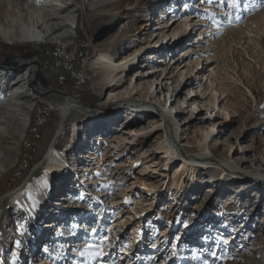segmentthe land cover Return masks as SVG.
<instances>
[{"label":"rangeland","instance_id":"obj_1","mask_svg":"<svg viewBox=\"0 0 264 264\" xmlns=\"http://www.w3.org/2000/svg\"><path fill=\"white\" fill-rule=\"evenodd\" d=\"M152 1L158 0H59L64 12L50 7L38 12L29 6L38 0H24L10 10L7 1L2 3L0 62L24 58L38 46L32 54L42 57V69L38 67L35 78L42 84L46 78L54 90L29 101L32 107L17 160L5 163L8 156L0 147V184L10 175L15 177L11 189L0 192V226L10 238L0 237V264H37L48 238L53 244L49 247L52 264H264V185L256 179L264 178V0H162L151 7ZM73 8L77 11L69 21L70 32L65 29L68 25L63 29L66 37H58L60 30L53 27L43 42L19 40L29 25L42 29L67 24L62 16ZM161 9H167L164 24L158 22ZM146 23L150 24L145 27ZM7 36L10 42L4 41ZM153 51L157 56L150 59ZM103 53L115 63H134L109 79L107 68L96 63ZM154 65L159 71L151 69ZM62 67L82 70L85 83L76 85L72 76L61 84ZM66 93L79 98V108L60 126L57 103L62 106ZM141 101L149 107H136ZM6 106L0 112V132L8 136L13 114ZM13 108L17 113L19 106ZM157 108L172 120L174 138L165 131L166 121ZM95 112H100L98 118L85 119L84 114ZM60 139L66 140L61 148ZM171 140L181 153L177 151L172 162L160 148ZM96 141L99 157L109 148L113 151L103 168L98 157H91ZM115 141L123 144L119 156L114 155ZM181 150L206 155L219 164L208 163L215 170L198 171L194 179L184 174L185 184L177 188L173 179L185 170ZM118 162L127 168L120 176ZM226 162L240 173L229 177ZM70 172L66 186L56 192L55 182ZM101 176L108 178L106 184ZM140 180L151 183L153 191H145ZM108 183L114 199L110 194L102 197L101 189ZM36 185L39 191L47 186L48 193L54 190L58 195L48 194L39 211L54 205L51 201L57 202L60 194L73 196L70 204L65 198L61 203L76 206L66 208L67 215L54 209L57 219L68 217L60 225L53 222L47 237L32 233V195L27 194V202L17 198ZM88 201L90 208L85 207ZM255 211V226L245 225ZM170 219L173 230L166 234L167 243L159 246L166 239L162 230ZM71 226L81 232L79 236L63 235ZM242 227L257 234L256 245L251 247L252 241L236 254L226 242ZM33 237L35 242L40 239L36 246L30 244ZM158 238V248L152 250ZM67 255L63 263L61 257Z\"/></svg>","mask_w":264,"mask_h":264},{"label":"bare ground","instance_id":"obj_2","mask_svg":"<svg viewBox=\"0 0 264 264\" xmlns=\"http://www.w3.org/2000/svg\"><path fill=\"white\" fill-rule=\"evenodd\" d=\"M6 1H7V9H9V10H10V8H13L14 5H15L16 8H19V5H22V3H24L23 2L24 0H5V1L0 2V7L3 6L2 3L6 2ZM30 1H33V0H30ZM58 1L59 0H38V2L36 4L29 3V6H31V7L34 6V8L35 7L38 8V12L39 11L40 12H44V10H48L47 9L48 7L54 8V9L57 8L58 10H60V12H64L63 9L65 8V6H61L58 3ZM156 2L157 3L158 2H162V0H158ZM156 2L152 1V3H150L149 6H151V7L152 6H157ZM99 4L103 5V2H101ZM141 4L145 5L146 1L141 3ZM89 6L91 8H93L94 5L93 4H89ZM73 11L74 12L77 11V8H75L74 10L71 9V10L67 11L68 14H65V15L62 16L64 19H66L67 24L66 23L65 24L55 23V25L52 26V27L48 26V27L42 28V29L41 28H36L37 26L35 27V25L34 26L29 25V27L27 28V32L25 34H23V36H21L19 38V40L35 42V43L43 42V41L49 39V37L52 35V33L54 32L53 31V27L55 28V31L58 30V29L60 30L59 33H58V37L59 36L63 37L66 32H67V34L70 32V29H69L70 28L69 27L70 26V24H69L70 22L69 21H71L75 17V14L73 13ZM160 14L161 15L158 18V22L164 24L165 21L163 20V18L167 14V9H161L160 10ZM149 24L150 23H146L145 27H147ZM174 24H175V22L172 23V26ZM65 25H68V26H65ZM64 26H65L66 32H63ZM186 34H187V31H185L184 35H186ZM64 37H66V36H64ZM10 40H11V38L8 37V36H7V39L6 38L4 39L5 42H10ZM35 48L39 49L38 46H35L33 48V50H32V53L34 52ZM154 52L155 51L150 53L151 54L150 59L151 58H156L157 55H155ZM32 53L28 54L27 56H24V58H19V59L11 58V60L7 61V63L0 62V112L3 113L5 108L6 109L8 108L6 105H10L11 108L8 111H11V114H13L12 116L9 117L10 126H9L8 136H6V135H4V134H2L0 132V141H1V146L0 147L1 148L3 147L5 149V151H6L5 155L8 156L7 160L5 159V163L8 162L9 164H10V162H14L18 158L17 153H18L19 145H20V142H21V138L24 135L25 129H26L27 125H28V122H27L28 114H29L30 109L32 107L31 106L32 103H30L29 101L30 100L34 101L37 98L41 97L42 95H45L48 91H51V90L53 91L54 90V89L51 88V85L47 82L46 78H44V80H43V82L46 83V84L40 83L39 79L35 78V77L38 76V71H39L38 67L41 66V64H42V57H37V56H35ZM138 56H139L138 54L135 56V60L137 59ZM116 61H114L112 56H110V55H108L106 53L100 54L99 57L96 59V63L97 64H100L102 67H104V68L106 67L107 68V72L109 73L107 75H108L109 79L112 78L113 75L119 69L127 70L126 68L130 67L132 65V63H134V62H131V61L128 62L126 60L125 61H121L120 60L121 63L120 62L119 63H115ZM158 62H160V61H158ZM40 68L42 69V66ZM152 68L155 71H159L158 70L159 68H157L156 65L152 66L151 69ZM69 70L67 69L66 72H70ZM22 72H24V73H22ZM117 75H118V73L115 76H117ZM177 82H180V80L177 79ZM23 98H24V100H22ZM76 98L77 97L74 94L73 95L72 94H65L62 106L60 107L58 105L59 103H57V106H58V108L61 111V119L59 121L60 122V126H62L64 124V120L69 115H71V113L75 109L79 108V105H78L79 102L77 101ZM138 103L139 104L136 105V107H138L139 105L140 106L142 105L141 107H145V108L149 107V105H146L148 103H146L145 101H141V102H138ZM13 106H19L17 113L15 111L16 109L13 108ZM157 109H158L157 111L159 112V114L166 121L165 131H167L168 135L171 138H174L175 137V135H173L174 134L173 133V129H174L173 125L174 124H173L172 120L169 119L168 114H166L163 110H161L159 108H157ZM96 113H100V112H95V114H91V113L87 114V115L84 114L85 115V119L88 120V118H89V120H91L90 118H93V116L98 118L99 114L96 115ZM1 124L2 123H0V125ZM160 126H161V124H160ZM2 127H1V129H2ZM137 131L138 130L135 129L133 132H137ZM101 138L102 137H100L99 140H101ZM119 141H120V139H119ZM114 143H115V147H117V151L114 152V155L115 156H119L118 152L121 149L123 144H120V142H116V141ZM97 144H98V142L96 141L94 143V145H92L93 147L90 148V152L93 154V155H91V157H93V159L95 157H98L99 158V160H98L99 167L103 168L102 164L106 160H108L107 158H110V156H108V154H109V152L112 151V149L109 148L107 153H105L104 157H102V156L99 157V153H97L96 150H94V148H96ZM174 146L175 145H174L172 140H171L170 144H166V145L160 146V148H163V150L167 153L168 158L170 159L171 162L175 159L176 153L178 151L176 149H175L176 151L174 150V148H175ZM0 150H2V149H0ZM52 150L55 151V147L54 146L52 147ZM84 151L87 152L89 150L86 151V149H84ZM181 151H182V157H183V163H182L183 165H181V166L185 170H183V172H181L179 175H176L174 177V179H173L172 185L176 184L177 188H182L183 185L185 184L184 183L185 179L183 178L184 174L187 173L188 177L194 179V177L196 176V172L211 168L210 166H208V163H210V162L212 163L213 162L215 164H219L217 161H215L214 159H212V158H210V157H208L206 155L205 156L190 155V154L185 153V151H183V150H181ZM179 154H181V153L179 152ZM179 154H178V156H179ZM63 156L67 160V154L63 152ZM82 156L84 157L85 155H81L80 157H82ZM13 158H14V160H13ZM140 162L143 165L146 163L145 161H140ZM225 165H226L224 167L225 169H228V167L230 168L229 170H230L231 174L228 175L229 177L232 174H234V173L235 174L240 173L238 171L239 169H237V167H234V166L230 165L227 162L225 163ZM116 168H117L116 169V174H118L119 176L124 172V170L125 171L127 170L125 165H122L120 162L117 163ZM143 168H144L143 170H145L146 167H143ZM58 169H62V168L59 166ZM121 170H122V172H120ZM214 170H215V168H213V169L211 168L210 169V171H214ZM222 171H224V169H222ZM71 175H72V172L67 174L66 178H64L62 180H59V182H58V180L55 182L56 183L55 184L56 187H58V188H56V192H58L57 189L62 190V187L64 188V186H66L65 184L68 183V180L70 179L69 176H71ZM243 175L246 177V179H250L251 178V176L249 174H243ZM95 177H97V175ZM101 177L102 178L100 180H102L106 184L108 178L104 177V176H101ZM256 179H259V181L262 183V185H264V178L257 177ZM140 181H141V184H143V187H144L145 191L151 192L155 188L151 183H148L146 180H140ZM60 185H61V187H59ZM46 188L48 190L47 186H46ZM47 190L44 189V187H42V190L39 191V190H37V185H36V187L34 186V188L27 189V191H25L23 194L19 193V195L17 197L18 200L27 202L26 201L27 194L30 193L32 195V199L34 200L35 204L30 206V208H31L30 210H31V212L33 213V215L35 217V222L31 223L32 224L31 225L32 226L31 230H32L33 235L36 238L37 237H44L43 235L45 233H46L45 236L47 237L49 232L52 230L50 228V225H52L53 222H56L58 225H60L62 220L63 221H67L66 217H68V216L62 217V215H60L61 216V217L59 216L60 220L57 219L58 215H55L54 209H57L59 212H63V213H65L67 215V209L66 208H74V207H76L74 205H71V206L68 205V204L71 203V201H73L72 200L73 196H70V194H68L67 197H66L65 194H60L62 196L57 202H55L54 199L51 201L52 203H54V205L51 204L50 207H48V209H46L44 211H39V208L41 209L43 207L44 201H47V199H45V198L48 197V194H51V193L53 194L54 193V190L49 191V193L47 192ZM72 190L73 189H71V191ZM77 190H79V189H77ZM101 194H102V197L108 196L109 194H110V197L112 199H114L113 197H115V194L112 191V186L109 185V183L106 185L105 188L101 189ZM53 197L57 198L58 197L57 193H54ZM62 198H65L66 201L68 200L69 203L67 204V203L62 202L63 203L62 204L61 201H60ZM15 199H16V197H15ZM32 199H30V200H32ZM28 204H29V202H28ZM81 206H83V204H81ZM81 206H79V207H81ZM90 206H92L91 202L88 201V204L85 205V207L90 208ZM91 210L92 209H90V211ZM93 210H94V208H93ZM101 211L102 210L100 209V211L97 213V214H99L100 217L102 216V212ZM29 212H27V214ZM46 212H49V213L47 214ZM68 213H70L72 215L73 214H79L78 210H76V211L75 210L74 211L70 210ZM5 214L6 213L4 212L2 214V217H5ZM91 214L92 213H90V215ZM93 214H94V212H93ZM243 214L246 215L245 213H243ZM90 215H88V216H90ZM53 216H55L54 219H52ZM257 216H258V214L255 211V213L250 218L251 220L250 221L248 220V223H245V225L248 226V224L251 222V226L252 227L255 226V221L257 220ZM77 218H82V215H77ZM118 219H116V220H118ZM20 220H22V219H20ZM90 221H91V218H90V220H88V219L85 220V225L83 226V228H85V227L87 228L89 226V224H90ZM173 225H174L173 220L170 219L168 221L166 227H163L162 232H164V235L166 236V239H165V241L161 242V244H158L159 246L161 245L163 247L167 243L168 235H166V234H169L173 230ZM48 228H49V231H47ZM244 229H245V227L241 228V231H243V232H241V231L238 232V231L234 230L230 234L229 240L226 242L227 246L232 248L233 252H235L236 254H239V253L241 254L242 253V252H240L242 250L241 246H248V245H250V242H252V241H253V244H251V247H254V245H256L255 242H254L255 238H253V237H256L257 234L256 235L250 234V231L248 230V228H246L245 230ZM44 230H46V231L44 232ZM57 231H59V229H57ZM135 232H136V229L134 230V233ZM77 233L78 232L76 231V229H74V226H71V227H67V229L64 231L63 235L66 236L67 238H72L75 235L79 236V234L81 232L79 231V234H77ZM140 236L141 235H138V238ZM0 237H3L6 241H8V239H10L8 236H5V229L2 227V225L0 226ZM134 238H137V236L134 237ZM64 239H65V237H64ZM139 239H141V238H139ZM195 239H196V237H195ZM132 240H134V239H132ZM159 240H160L159 238L156 239V243H154V245L151 247L152 250L153 249L157 250V248H158L157 242ZM30 242H31L30 244H33V245L36 246L40 242V239H37L36 242H35V239L33 237V239ZM43 245H45L44 246V250L42 251L43 252V257L41 258L40 262H38L37 264H52L53 260L50 261V253H49L50 252V248L49 247L51 245H53L52 241H50V239L48 238V240L45 241V243L43 242ZM77 245L81 246L82 244L77 243ZM77 245L75 244L74 246H77ZM162 247H160L159 249H161ZM64 249H63V251H64ZM65 253L67 254V252H65ZM68 255L65 256V257H63V256L61 257V261L63 263L68 261V259H69ZM182 260H183V258H181L180 261L182 262ZM72 262H75V260L72 261ZM33 264H36V263H33Z\"/></svg>","mask_w":264,"mask_h":264},{"label":"built area","instance_id":"obj_3","mask_svg":"<svg viewBox=\"0 0 264 264\" xmlns=\"http://www.w3.org/2000/svg\"><path fill=\"white\" fill-rule=\"evenodd\" d=\"M71 69V68H69ZM76 70V71H75ZM70 72H60V76H59V82L61 84L65 83L68 80V75L73 76V83H75L76 85H82L83 83H85V76L86 74L84 72H82V70H77L76 68L69 70ZM72 75H71V74ZM46 112V111H45ZM48 112H52V107H50V110L48 109ZM47 113V112H46ZM42 126L38 123V128H41Z\"/></svg>","mask_w":264,"mask_h":264},{"label":"trees","instance_id":"obj_4","mask_svg":"<svg viewBox=\"0 0 264 264\" xmlns=\"http://www.w3.org/2000/svg\"><path fill=\"white\" fill-rule=\"evenodd\" d=\"M62 71H63L64 73L66 72V70L64 69V67H62ZM68 77H72V76L68 75ZM58 88L62 89L63 87H58ZM67 132H68V130L66 131V133H67ZM65 141H66V140H65ZM65 141L60 139V141L58 142L57 146H58L59 148H61V147L64 145ZM24 151H25V146L23 145L22 148H21V152H20V153L23 154ZM20 159H21V157H20ZM20 159H19V161H20ZM33 165H34V164H33ZM14 183H15V177H14L13 175H10V176L6 179L5 183H3L2 185L0 184V192H1L2 194L7 193V192L11 189V186L14 185Z\"/></svg>","mask_w":264,"mask_h":264},{"label":"water","instance_id":"obj_5","mask_svg":"<svg viewBox=\"0 0 264 264\" xmlns=\"http://www.w3.org/2000/svg\"><path fill=\"white\" fill-rule=\"evenodd\" d=\"M43 80H44V78H43ZM56 91H59V90H56ZM61 92V91H60ZM66 94H70V93H66ZM77 99V101H79V98H76ZM81 105V104H80ZM83 106V105H82Z\"/></svg>","mask_w":264,"mask_h":264},{"label":"snow or ice","instance_id":"obj_6","mask_svg":"<svg viewBox=\"0 0 264 264\" xmlns=\"http://www.w3.org/2000/svg\"><path fill=\"white\" fill-rule=\"evenodd\" d=\"M227 15V13H225ZM99 254V253H98Z\"/></svg>","mask_w":264,"mask_h":264}]
</instances>
